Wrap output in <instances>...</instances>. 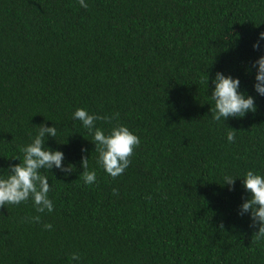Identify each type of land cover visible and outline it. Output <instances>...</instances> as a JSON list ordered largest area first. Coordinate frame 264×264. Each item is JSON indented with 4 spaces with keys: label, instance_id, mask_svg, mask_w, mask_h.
Masks as SVG:
<instances>
[{
    "label": "trees",
    "instance_id": "16d2710c",
    "mask_svg": "<svg viewBox=\"0 0 264 264\" xmlns=\"http://www.w3.org/2000/svg\"><path fill=\"white\" fill-rule=\"evenodd\" d=\"M86 2L0 0V174L41 123L57 128L46 146L75 166L44 172L52 213L31 200L0 207V264H75L73 253L79 264H264V239L237 216L240 179L221 185L225 174H264V97L224 122L209 97L217 71L255 95L245 69L264 54V42L252 47L264 0ZM77 108L119 113L96 126L120 123L140 138L120 176L97 165L91 135L71 119Z\"/></svg>",
    "mask_w": 264,
    "mask_h": 264
},
{
    "label": "clouds",
    "instance_id": "9594fccd",
    "mask_svg": "<svg viewBox=\"0 0 264 264\" xmlns=\"http://www.w3.org/2000/svg\"><path fill=\"white\" fill-rule=\"evenodd\" d=\"M82 8H87L86 0H79ZM264 42V32H260L257 41L252 47L257 50ZM254 69V82L252 89L255 95H249L241 90L240 79L223 72L217 71L211 78V101L214 107L211 110L212 119L223 122L228 118H243L248 113L256 111V99L264 97V54H261L252 61L251 66L245 72H252ZM208 77L206 80V86ZM208 89V88H207ZM119 113L111 117L89 113L84 108H77L71 116L73 121H79L81 126L91 135L92 143L98 152L97 165L110 177L116 178L123 174L130 164V157L134 148L140 144V138L123 124L116 123L110 130L105 132L96 126L98 120H118ZM48 121V120H46ZM57 128L45 126L43 123L36 126L34 134H30V142L20 149L22 159L14 157L19 163L9 165L5 174H0V207L4 205H19L31 200L36 213H52L54 202L49 198L51 186L45 171L51 173V169L60 170L64 175L75 171V166L64 163V153L60 150L46 146L48 138L57 136ZM228 142L235 141L234 132L226 134ZM63 144V143H61ZM85 149H81L82 154ZM81 167L83 169V181L85 184L96 182V171H88V157L81 156ZM52 174V173H51ZM236 179H240L241 186L246 196L241 198L237 208V216H248L250 227L257 228L255 232L257 239H264V174L254 170H247L242 176L225 174L222 177L223 183L232 190ZM115 194L116 190L113 189ZM150 198V197H149ZM40 215L29 217V222H40ZM45 229H51V224H44ZM72 261L79 264L80 256L72 254Z\"/></svg>",
    "mask_w": 264,
    "mask_h": 264
}]
</instances>
